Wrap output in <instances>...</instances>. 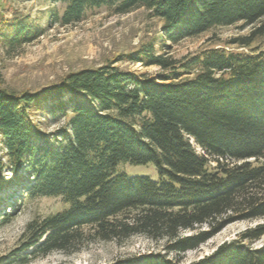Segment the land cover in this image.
<instances>
[{"label": "trees", "instance_id": "16d2710c", "mask_svg": "<svg viewBox=\"0 0 264 264\" xmlns=\"http://www.w3.org/2000/svg\"><path fill=\"white\" fill-rule=\"evenodd\" d=\"M57 3L52 21L62 26L101 7L117 14L145 7L163 22V41L239 22L259 24L233 42L248 47L264 35V0H53ZM33 36L20 20L5 42L16 47ZM127 58L163 71L149 77L111 63L68 73L52 91L58 101L53 109L66 119L59 129L65 140L53 148L33 140L41 136L31 118L39 95L0 86V184L5 171L25 169L32 174L28 198L59 197L65 204L27 225L29 241L19 251L33 250L9 264L134 235L165 240L164 252L107 264H183L169 254L197 249L232 222L264 218V52L209 47L175 59L151 45ZM64 92L69 100L62 99ZM128 164H153L158 178L129 175ZM8 221V214L0 219ZM263 235L264 223L257 224L188 264H264V244L248 243Z\"/></svg>", "mask_w": 264, "mask_h": 264}, {"label": "rangeland", "instance_id": "374dc122", "mask_svg": "<svg viewBox=\"0 0 264 264\" xmlns=\"http://www.w3.org/2000/svg\"><path fill=\"white\" fill-rule=\"evenodd\" d=\"M59 8L60 4H53V0H0V86L10 92L39 95L40 100L31 109V118L41 133L40 137L33 138L34 143L42 148H53L59 141L65 140L59 129L65 126L66 119L58 109H53L58 101L53 98L52 91L70 72L112 63L137 75L155 77L163 71L161 67L133 63L127 58V55L151 45L157 54L170 55L175 59H183L209 47L264 52V35L256 36L248 47L233 42L249 35L259 22L216 26L198 36L173 43L162 40L163 22L150 17L145 7L124 14L101 7L89 11L82 21L68 26L52 21V11ZM20 20L29 25L34 36L31 41L13 47L5 42V38L14 35ZM187 76L184 74L182 78ZM70 98L71 94L62 93L63 100ZM197 151L202 153L200 148ZM3 152L0 144V155H4ZM124 171L129 175L158 178L153 164H128ZM4 178L0 184V219L8 214L9 221L0 222V264H9L14 259L19 262L33 250L30 247L19 251L29 241L27 225L63 209L65 204L59 197L28 198L26 186L32 179L30 171H5ZM260 223H264V218L232 222L197 249L180 254L170 253L169 256L179 257L183 264L191 263ZM205 228L206 225L202 229ZM164 243L165 240H152L143 235H134L123 242L96 239L78 252L55 250L45 256L33 257L26 264H107L133 254L164 252ZM248 243L261 247L264 235Z\"/></svg>", "mask_w": 264, "mask_h": 264}]
</instances>
